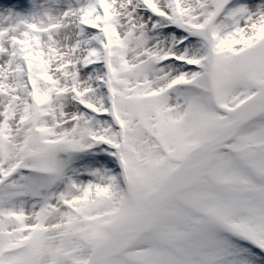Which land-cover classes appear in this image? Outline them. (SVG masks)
Returning <instances> with one entry per match:
<instances>
[{
    "label": "snow or ice",
    "instance_id": "6c2138e0",
    "mask_svg": "<svg viewBox=\"0 0 264 264\" xmlns=\"http://www.w3.org/2000/svg\"><path fill=\"white\" fill-rule=\"evenodd\" d=\"M0 264H264V0H0Z\"/></svg>",
    "mask_w": 264,
    "mask_h": 264
}]
</instances>
